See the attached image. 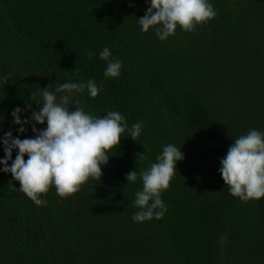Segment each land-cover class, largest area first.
Listing matches in <instances>:
<instances>
[{"label":"trees","instance_id":"obj_1","mask_svg":"<svg viewBox=\"0 0 264 264\" xmlns=\"http://www.w3.org/2000/svg\"><path fill=\"white\" fill-rule=\"evenodd\" d=\"M209 2L214 19L160 41L138 24L150 0H0V138H34L11 112L31 104L20 113L30 118L42 106L33 93L67 82L94 80L96 98L85 89L74 99L94 117L127 121L100 181L66 199L52 187L37 206L0 171V264H264V198L232 196L218 171L236 138L264 132V0ZM105 47L121 62L116 78L103 75ZM169 143L184 159L161 193L167 211L133 222L139 173Z\"/></svg>","mask_w":264,"mask_h":264},{"label":"clouds","instance_id":"obj_2","mask_svg":"<svg viewBox=\"0 0 264 264\" xmlns=\"http://www.w3.org/2000/svg\"><path fill=\"white\" fill-rule=\"evenodd\" d=\"M215 16L209 0H150L138 24L142 32L152 28L160 41H166L175 35L177 27L184 32H194L197 25L207 24ZM87 56L91 59L93 53L89 51ZM110 57L107 47L99 52V59L107 62L103 75L116 78L122 65L120 60ZM51 86L41 88L38 98L32 94L34 103L42 106L38 111H31L30 118L21 120L20 113L31 109V104L26 105V109L16 107L11 112L13 123L20 125L17 131L26 132L24 125L29 124L34 138L14 137L11 131L0 138L4 151L0 171L11 173L12 179L19 182V191L37 206L46 204L41 196L52 187L58 197L66 199L80 191L90 179L100 181L101 166L107 164L108 153L120 144L127 128V121L120 112L109 111L102 118L94 117L74 99L85 89L91 98H96L102 89L94 80L62 83L55 86L54 91L49 90ZM38 124H46V127L38 129ZM141 129L140 122L128 129L133 141H137ZM143 147L147 149L146 145ZM14 149L17 151L12 159ZM183 159L180 147L169 143L156 157L157 162L139 173L142 190L135 193L132 202L133 207L139 209L132 215L133 222L164 216L167 208L161 193L170 187L177 161ZM218 171L232 196L245 203L264 198V132L251 129L236 138L220 160ZM126 180L135 183L137 172L129 171Z\"/></svg>","mask_w":264,"mask_h":264}]
</instances>
